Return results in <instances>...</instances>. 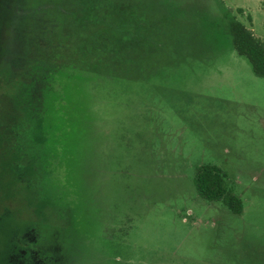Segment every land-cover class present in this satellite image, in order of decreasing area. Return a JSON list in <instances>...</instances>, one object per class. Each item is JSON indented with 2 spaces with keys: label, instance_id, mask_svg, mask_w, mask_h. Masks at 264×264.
Here are the masks:
<instances>
[{
  "label": "rangeland",
  "instance_id": "1",
  "mask_svg": "<svg viewBox=\"0 0 264 264\" xmlns=\"http://www.w3.org/2000/svg\"><path fill=\"white\" fill-rule=\"evenodd\" d=\"M260 2L0 0L19 36L0 115L9 102L28 190L48 198V222L32 220L43 264H264V79L225 32L234 19L264 44ZM99 9L128 34L99 28ZM42 28L54 39L36 42ZM201 165L241 214L196 196Z\"/></svg>",
  "mask_w": 264,
  "mask_h": 264
},
{
  "label": "flooded vegetation",
  "instance_id": "2",
  "mask_svg": "<svg viewBox=\"0 0 264 264\" xmlns=\"http://www.w3.org/2000/svg\"><path fill=\"white\" fill-rule=\"evenodd\" d=\"M7 16L5 8L0 6L1 71L9 68L11 64H16V60H18V57L14 58L18 54L13 51L14 44L18 43V34H13L12 37L7 38L2 31L7 24L9 26L10 23L14 24L15 22L9 23ZM53 26L51 25L48 30H52ZM42 29L44 35L34 41L50 42L51 39H54L52 33L44 31V28ZM42 31L40 30V32ZM2 73L4 74V71ZM3 74L1 75L4 76ZM3 86L8 87L7 85H1L0 89L2 91ZM4 102L1 103L2 107H4ZM8 103H6L5 110L0 115V233L6 229V226L13 228L8 231L6 244L0 250V264H41L43 261V263H46L44 260L46 258L41 256L40 251L36 250L38 248L40 250L41 245L36 244V242H40L42 238L40 237L41 239L37 241L35 237V234L37 235V223L32 222V220L34 216L42 215L41 219L44 217L45 222H48V211L50 209H48L46 204L45 206L42 205L43 207L40 206L41 201L44 202L48 198L42 196V192L34 195L28 190L30 184L29 172L31 169L26 157H30L31 149L21 148L22 142H25L24 138L16 139L15 135L8 132V120L11 114V109H8ZM25 143L30 146L29 143ZM13 145L15 147L12 149L11 146ZM9 195L12 196L11 202H8ZM49 213L51 214V212ZM27 214L30 215L29 218L26 217ZM32 242L35 243L32 245ZM36 251L40 257L36 254Z\"/></svg>",
  "mask_w": 264,
  "mask_h": 264
},
{
  "label": "trees",
  "instance_id": "3",
  "mask_svg": "<svg viewBox=\"0 0 264 264\" xmlns=\"http://www.w3.org/2000/svg\"><path fill=\"white\" fill-rule=\"evenodd\" d=\"M260 3L264 9V0H261ZM95 11H97L96 6ZM99 11L101 13L96 21L99 28L106 29L105 25L112 28L114 25L116 29H125L126 34H128L130 28L126 21L122 22V20L117 19L116 9H99ZM237 12L240 11L237 10ZM88 18L90 19V13H84L82 22L87 23ZM121 30L119 33H123ZM225 32L235 54L247 61L251 73L255 77L264 79V44L249 29L234 19L227 21ZM115 33H117L116 30ZM110 48L113 49L114 46ZM191 182L198 198L206 202L221 203L233 215L241 214L243 207L240 198L234 194L232 186L227 183L226 176L217 167L212 165L198 166L193 172Z\"/></svg>",
  "mask_w": 264,
  "mask_h": 264
}]
</instances>
